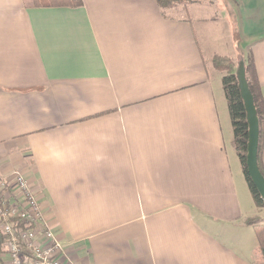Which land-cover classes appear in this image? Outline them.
<instances>
[{"label": "crops", "instance_id": "obj_1", "mask_svg": "<svg viewBox=\"0 0 264 264\" xmlns=\"http://www.w3.org/2000/svg\"><path fill=\"white\" fill-rule=\"evenodd\" d=\"M210 1L0 0V181H28L73 264H255L215 62L250 54L264 98V0Z\"/></svg>", "mask_w": 264, "mask_h": 264}, {"label": "built area", "instance_id": "obj_2", "mask_svg": "<svg viewBox=\"0 0 264 264\" xmlns=\"http://www.w3.org/2000/svg\"><path fill=\"white\" fill-rule=\"evenodd\" d=\"M0 264H73L20 174L0 181Z\"/></svg>", "mask_w": 264, "mask_h": 264}, {"label": "trees", "instance_id": "obj_3", "mask_svg": "<svg viewBox=\"0 0 264 264\" xmlns=\"http://www.w3.org/2000/svg\"><path fill=\"white\" fill-rule=\"evenodd\" d=\"M189 0H157L161 7H174L177 4L186 5ZM32 7L34 8H80L82 7L81 0H31ZM219 9L225 6L224 0H213L212 3ZM226 8V7H225ZM230 34H238L235 17L230 13ZM239 55V54H238ZM239 60L244 62L245 77L248 88L253 97L254 107L259 121V143L257 162L260 173L264 177V171L260 164V152L262 145V134L264 124V98L261 94L260 86L257 80L254 63L251 55L246 58L239 56ZM215 66L223 68L226 71V76L221 80L222 92L226 101L228 116L232 130V148L238 158L240 167L249 190L250 196L254 205L257 208H264V202L260 198L257 190L253 186L246 169V153H247V140H248V125L246 122V112L243 101L240 97L238 83L235 76L237 62L229 60L226 62H215ZM245 225L252 226L257 242L254 252L255 264H264V224L260 225L256 218L245 220ZM2 239V236H0Z\"/></svg>", "mask_w": 264, "mask_h": 264}, {"label": "water", "instance_id": "obj_4", "mask_svg": "<svg viewBox=\"0 0 264 264\" xmlns=\"http://www.w3.org/2000/svg\"><path fill=\"white\" fill-rule=\"evenodd\" d=\"M235 76L238 83L240 97L246 112V122L248 125V140H247V153H246V169L247 174L257 190L260 198L264 202V177L260 173L257 155L259 143V121L254 107L253 97L248 88L245 77L244 62L240 61L237 64Z\"/></svg>", "mask_w": 264, "mask_h": 264}, {"label": "rangeland", "instance_id": "obj_5", "mask_svg": "<svg viewBox=\"0 0 264 264\" xmlns=\"http://www.w3.org/2000/svg\"><path fill=\"white\" fill-rule=\"evenodd\" d=\"M212 1L213 0H211L210 1V3H212ZM221 89H222V87H221ZM222 95H223V92H222ZM224 96V95H223ZM224 100H225V98H224ZM224 103H226V101L224 102ZM224 109H226V113H227V117H228V123H229V125H230V120H229V116H228V111H227V106H226V104H225V107H224ZM230 129H231V125H230ZM231 132H232V130H231ZM232 136V135H231ZM231 147H232V144H231ZM233 149V148H232ZM234 151V150H233ZM237 160H238V158H237ZM238 163H239V161H238ZM245 180V179H244ZM246 183V182H245ZM246 187H247V185H246ZM249 191V190H248ZM250 198H251V196H249ZM264 216V215H263Z\"/></svg>", "mask_w": 264, "mask_h": 264}]
</instances>
